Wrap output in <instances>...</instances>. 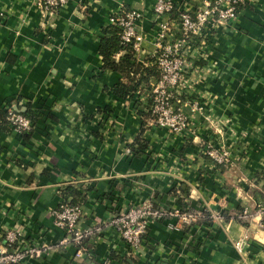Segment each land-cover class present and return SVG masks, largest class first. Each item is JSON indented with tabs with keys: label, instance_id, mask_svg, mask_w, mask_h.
I'll return each instance as SVG.
<instances>
[{
	"label": "crops",
	"instance_id": "obj_1",
	"mask_svg": "<svg viewBox=\"0 0 264 264\" xmlns=\"http://www.w3.org/2000/svg\"><path fill=\"white\" fill-rule=\"evenodd\" d=\"M36 1L0 0V109L24 113L31 106L45 115L29 137L0 132V244L3 230L19 225L28 243L47 248L22 264H264L256 217L264 200V0H252L237 22L211 34L196 65L203 74L188 80L181 97L189 103L182 107L188 135L146 125L149 148L141 158L129 147L143 120L132 100L111 92L123 77L103 71L102 29L124 6L141 15L136 59L149 66L150 85L158 77V26L169 22L173 41L176 23L158 18L156 0H71L58 14H44ZM173 1L193 13L214 0ZM108 109L112 114L99 112ZM209 145L229 151L233 166L215 168L205 155ZM72 186L87 195L79 231H95L84 240L92 252L85 259L76 258L74 244L60 246L67 235L52 216L61 191ZM145 201L222 219L187 230L176 217L154 221L131 253L108 225ZM245 212L250 216L238 219Z\"/></svg>",
	"mask_w": 264,
	"mask_h": 264
},
{
	"label": "built area",
	"instance_id": "obj_2",
	"mask_svg": "<svg viewBox=\"0 0 264 264\" xmlns=\"http://www.w3.org/2000/svg\"><path fill=\"white\" fill-rule=\"evenodd\" d=\"M70 1L37 0L36 4L44 14H58ZM251 3L252 0H214L191 13V11H178L173 0H156L155 14L158 18L169 17L176 23L175 31L178 38L169 40V22L159 24V51L152 64L158 77L153 84L142 86L145 92L140 91L135 95V99L140 104L141 100L146 102L145 109L140 108V110L147 114L146 120L142 118L147 125L167 129L178 135H188L191 131V121L182 111V107L189 103L182 102L181 97L185 94L189 82L198 81L203 74L196 65L206 57L204 54L211 34L224 31L237 22L241 10ZM118 15L120 16L117 17ZM0 16L3 18L1 11ZM140 20L141 15L138 12L122 9L110 23L122 28V45L124 48L132 47L135 53L140 50L142 42L138 34ZM119 57L117 56L116 60ZM193 108L200 109L199 104L194 103ZM8 121L18 134H30L35 130L32 121L13 110L9 111ZM129 153H131L130 150ZM205 155L213 165H220L226 169L233 166L231 153L223 147L216 148L209 145ZM82 215L81 207L71 206L68 203L61 204L52 212L54 224L67 235V239L63 240L60 246L74 244L77 247L76 258L78 259L92 256V252L83 246V242L95 233L94 230L85 234L79 231ZM249 216L245 212L239 215L238 219L246 220ZM165 217L178 218L182 228L192 227L200 222L222 219L205 212L191 213L180 210L165 212L154 207L152 201H145L115 216L108 226L116 229L131 253H136L141 248L143 237L148 233L151 224ZM256 217L260 219L261 227H264V200L257 207ZM171 229L178 230L179 227L173 226ZM3 237L5 244H0V264H22L28 258H41L47 252L45 247L28 243L19 225L4 229ZM235 247L242 252L241 241L236 243ZM104 264H111L110 260Z\"/></svg>",
	"mask_w": 264,
	"mask_h": 264
},
{
	"label": "trees",
	"instance_id": "obj_3",
	"mask_svg": "<svg viewBox=\"0 0 264 264\" xmlns=\"http://www.w3.org/2000/svg\"><path fill=\"white\" fill-rule=\"evenodd\" d=\"M123 10L129 11L130 9L124 6ZM120 15H118L117 17H119ZM122 32L123 31L120 26H116L113 24H110L109 26L102 29L99 55L101 56L103 61V71L111 70L123 77V81L121 82V84L111 89V92L120 100H132L134 110L137 112L141 119L144 118V120H146L147 114L140 110L141 104L135 99V95L141 91L142 84L148 85L150 83L152 75L150 73L149 66L146 67L137 63L136 53L133 51L132 47L129 46L124 48L121 39ZM119 55H121V57L116 60V57ZM10 110L17 112L12 105H7L6 107L0 109V132L12 133L13 131L12 124L10 121H8ZM99 112L100 114L108 112L111 113L109 109L104 111L100 110ZM20 114L32 121L35 126L40 123L42 121V118L45 116L44 114L37 113L34 109H32L31 106H28L26 112ZM144 120L141 135L135 141V143L130 145L129 147L131 153L136 158H141L149 148V144L143 138L145 134V127L147 125L146 121ZM31 134L32 133L24 134V136L29 137L31 136ZM215 166V168L219 169L220 172H224L225 170H227L223 166ZM60 194L63 199L62 205L68 203L71 206H79L82 208V204L87 200V195L80 193L74 186L62 190ZM183 228L187 230L190 227L186 226ZM84 242L83 246L86 247V245H84ZM86 248L91 251V248Z\"/></svg>",
	"mask_w": 264,
	"mask_h": 264
}]
</instances>
